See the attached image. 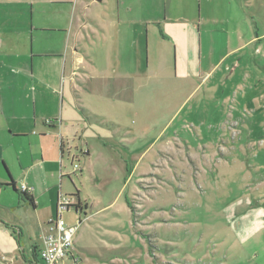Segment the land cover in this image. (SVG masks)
<instances>
[{"label":"crops","instance_id":"crops-1","mask_svg":"<svg viewBox=\"0 0 264 264\" xmlns=\"http://www.w3.org/2000/svg\"><path fill=\"white\" fill-rule=\"evenodd\" d=\"M238 50L264 73V0H0V264H40L72 154L88 164L91 142L137 136L142 161L148 102L195 75L216 92L218 51Z\"/></svg>","mask_w":264,"mask_h":264},{"label":"rangeland","instance_id":"rangeland-1","mask_svg":"<svg viewBox=\"0 0 264 264\" xmlns=\"http://www.w3.org/2000/svg\"><path fill=\"white\" fill-rule=\"evenodd\" d=\"M218 52L207 81L216 92L194 91L195 75L179 95L148 102L142 161L140 138L115 134L105 154L90 143L88 164L70 156L79 169L60 195L72 202L62 219L75 232L62 264H264V73L244 50ZM30 238L24 232L28 252Z\"/></svg>","mask_w":264,"mask_h":264},{"label":"built area","instance_id":"built-area-1","mask_svg":"<svg viewBox=\"0 0 264 264\" xmlns=\"http://www.w3.org/2000/svg\"><path fill=\"white\" fill-rule=\"evenodd\" d=\"M79 168L73 165V173ZM19 191L26 193L27 188L21 186ZM71 200L66 196L59 195L56 203L55 218L47 223V230L42 238V246L37 250V259L40 264H62L72 254V235L75 227L68 226L62 219V215L71 210ZM75 214L77 212L75 211Z\"/></svg>","mask_w":264,"mask_h":264},{"label":"trees","instance_id":"trees-1","mask_svg":"<svg viewBox=\"0 0 264 264\" xmlns=\"http://www.w3.org/2000/svg\"><path fill=\"white\" fill-rule=\"evenodd\" d=\"M21 199L23 200V201H27V202H29V203H32V201L30 200V199H28V196L26 195V194H21ZM78 207V206H77Z\"/></svg>","mask_w":264,"mask_h":264},{"label":"water","instance_id":"water-1","mask_svg":"<svg viewBox=\"0 0 264 264\" xmlns=\"http://www.w3.org/2000/svg\"><path fill=\"white\" fill-rule=\"evenodd\" d=\"M74 213H75V211H74Z\"/></svg>","mask_w":264,"mask_h":264}]
</instances>
